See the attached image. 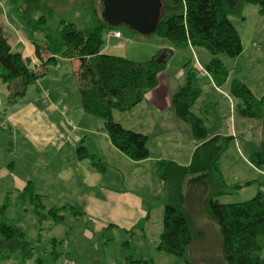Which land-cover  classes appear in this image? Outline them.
Here are the masks:
<instances>
[{
	"label": "trees",
	"instance_id": "1",
	"mask_svg": "<svg viewBox=\"0 0 264 264\" xmlns=\"http://www.w3.org/2000/svg\"><path fill=\"white\" fill-rule=\"evenodd\" d=\"M88 1L92 15L89 27L61 19L54 28L50 21L55 16V8L49 0H10L12 9L20 14L28 31L31 34L42 31L44 40L33 39L40 63L32 67L29 57L12 49L5 26L0 23V82L10 89L14 101L26 93L28 85L44 78L60 58L77 60L76 83L83 111L103 120L114 147L132 161H144L150 156L148 135L124 127L114 119L113 112L131 110L142 102L158 85L159 75L167 68V63L154 58L139 62L103 52L106 34L116 31L123 37L122 32L104 19L102 0ZM159 1L160 18L155 32L158 31L176 48L192 46L209 51L213 57L204 67L206 74L200 77L209 75L216 86L222 87L228 81L229 71L217 54L236 57L244 49L240 31L230 17L235 15L245 19L243 9L247 4L258 6L259 14L264 16V0ZM191 65L187 67L185 84L172 95L171 103L176 117L190 124L196 147L189 165H181L172 159H159L154 164L156 178L163 185L165 194L158 249L187 262L190 258L192 261L189 255L198 235L197 229H200L201 238L205 222L210 221L218 226L219 231L221 260L217 264H264V179L233 184L225 181L220 159L236 135L211 134L207 107L200 115L193 112L202 88L198 84L199 75ZM230 93L237 102L240 116L259 121V126H255L259 148L249 154L246 163L263 174L264 95L256 98L240 81L231 84ZM71 121L75 126L73 129L77 130L75 121L72 118ZM76 151L78 158H91L99 170L105 171L104 163L84 144L80 143ZM256 181L260 188L253 198L235 203L219 201V196ZM20 197L24 201L29 199L40 218H51L55 224L64 222L66 211L82 214V210L73 206L54 207L47 213L42 212L45 208L43 195L36 191L32 181L27 182ZM5 209L6 206L0 208V255L10 257V253L3 249L8 246L25 263L33 257V243L26 240L19 225L9 222ZM52 253L58 255L55 250ZM32 264L44 262L38 258Z\"/></svg>",
	"mask_w": 264,
	"mask_h": 264
},
{
	"label": "rangeland",
	"instance_id": "2",
	"mask_svg": "<svg viewBox=\"0 0 264 264\" xmlns=\"http://www.w3.org/2000/svg\"><path fill=\"white\" fill-rule=\"evenodd\" d=\"M49 3L55 8V16L50 21V25L54 28L59 25L61 19L74 22L78 25H84L86 27H89L92 23L91 8L88 0H54V2L49 0ZM247 5L251 8H258V6L254 4ZM8 7L3 8L5 13L10 12ZM243 16H246L245 19H243V21L245 20L244 23L240 21V17L238 16L231 15L230 17L231 21L240 28L239 30L242 33L244 46L243 52L236 57H231L225 53L217 54L218 59H221L224 62L229 71L228 81L222 88L228 90L230 93L231 84L234 81H240L249 87L256 98H261L264 95V16L258 15L256 11L255 13L245 12L244 9ZM118 29L121 30L122 35L126 40H122L121 46L110 49L107 52L109 54L121 55L142 62L153 59L158 55L160 50L157 48L159 47L158 45L171 43L169 40L162 37L158 31L150 35H142L136 33L137 31L135 32V30L127 25H119ZM21 32L26 39H32L33 46V39H36L38 42L44 40V33L42 31L31 34L27 30V27L24 26L21 28ZM110 35L116 36L111 32ZM120 38L122 37L120 36ZM199 50L207 52L213 57V55L206 49L202 47L195 48V51ZM188 52L190 54L191 51L183 48L176 49V53L174 57L172 56L170 61L171 73L179 82L178 85H184L185 81L183 83L182 78L179 80L178 76L180 74L178 73H184V76H186L188 65L193 63L191 68L199 75L198 84L203 89L205 80H208L209 78L206 76L200 77V65L198 63H201L204 66L207 64L206 62H203L200 56L195 55L194 52H191L189 58L185 57L188 55ZM34 54L35 60L29 57L31 59L32 67H36L40 63L36 56L35 47ZM189 60L190 63H188ZM61 63L63 64L62 61L59 62V64ZM78 68V61L75 62V64L66 62L64 64L65 70L63 71V76L54 79L53 71L56 69L54 65L49 69L50 71L44 79L52 80V82L47 83L49 86H52L54 83L52 86L53 92L57 88L67 92H77L75 96L79 98L76 83V71ZM38 81L28 85L26 93L22 96H18L14 101H12L11 96L8 93H4L0 98V208L6 206L5 216L9 222L19 225L25 232L26 240L33 243V257L26 260L25 264H32L38 258H41L44 264H70V262H72V264H217V262H220L221 245L218 236V226L214 224L212 225L210 221L205 222L203 226V228L205 227L204 234L201 238L200 229H197L198 235L189 255V258L190 256L192 257V261L190 258V261L187 262L178 256L158 249L160 235L163 230L162 217L164 213L165 194L163 193L161 196H158V193L152 191L149 183H145L146 189L142 192L149 197V200L147 201V211L149 212L150 217H144L142 220H139L140 223L133 229H129V226L117 223L114 225L108 223L105 227L100 228L101 225L95 223L87 224L88 217L77 216L69 211L65 212L64 222L56 225L52 223L51 219L40 218L34 211V205L29 199L26 198L24 201L20 197L22 193V190L20 189L22 188H18L19 184L17 181L23 182L25 179H28L27 177H31L30 179L35 181L38 190V175L41 179H44L48 174V172H45L42 169V166H44L43 160L46 156L54 152L51 149H54L55 146L51 145V149H48L43 154L38 153V151L30 146V144L27 145L26 139L32 142L29 137L24 135L26 139H22L19 135H16L15 138H13L12 134L14 131L6 128L5 125L7 124L3 122L5 120V115L3 114H6L4 112H6L8 108L12 109L13 106L23 103L27 97L29 98L31 96L32 92H40L44 89V86H41ZM208 81H210V79ZM1 89L2 92H7V89L8 92H10V89L4 83H2ZM203 92H210V90L205 89ZM75 96L72 98L70 94L67 97V100L69 101L71 98L74 99ZM207 104L208 101L204 103V106L206 107ZM204 106H202V110L205 108ZM64 108L67 109V107ZM221 108L220 105L217 109L218 113ZM201 109L199 101V107L197 109L193 108V112L200 115ZM209 109L211 110V108ZM237 116H239V113H237ZM91 118L103 123V120L98 117L94 118L90 116L87 120H93ZM240 122L242 123V121L238 119L237 126H239L242 131L239 136L242 147L247 149V146L249 145L252 147L251 151L254 149L257 150L259 148V140L256 136L257 131L255 127L253 126L249 132L250 126L248 125L246 128H242L239 125ZM76 123L80 126L78 122H75V124ZM69 126L72 129L75 127L74 124H72L71 119H69ZM84 134L87 135L84 132L82 133L81 138ZM243 134L247 135L243 136ZM88 137L95 138V140L92 141L91 138H88L87 144L84 143L85 146L87 145V149L91 152L100 149L99 146L102 148L104 147L103 142L97 144V134L90 133ZM14 140L17 143L11 145L10 142ZM93 142H95V144H93ZM9 149H12L11 153L8 152ZM244 151L247 152L246 150ZM62 153V155L68 153L67 146L62 150ZM237 157L238 151L236 149L234 150L233 147H230L221 157L222 160L224 159V170H226L224 179L228 184H233L236 181H245V179H264V173L262 174L260 169L258 170L251 164L245 163L242 159H240L238 164H235ZM14 162L16 164V170L13 171L12 165ZM79 169L82 170L81 167ZM261 169L264 170V166L261 167ZM107 173L109 177L108 181L113 185L112 187L116 189H131L136 191L140 187V180H135L134 177L126 176L123 181L121 180L119 173L113 168H107ZM151 174V180L154 183L155 175L154 173ZM77 182H79V176L74 177V183ZM82 188L81 185V189ZM259 188L260 185L256 181L240 188L239 190H234L228 194L221 195L218 198L219 201L223 203L243 202L253 198ZM43 201L45 204V199ZM48 209L49 208H44L42 212L47 213ZM89 218L103 221L102 217L95 211L90 214ZM54 238H56V241ZM3 249L8 251L6 253H10V257L16 254V251L12 252L8 246ZM53 250L58 252V257L52 253ZM10 257L3 258L1 254L0 264H14L16 260ZM140 259L142 260L137 262ZM17 262L21 263L19 260H17Z\"/></svg>",
	"mask_w": 264,
	"mask_h": 264
},
{
	"label": "crops",
	"instance_id": "3",
	"mask_svg": "<svg viewBox=\"0 0 264 264\" xmlns=\"http://www.w3.org/2000/svg\"><path fill=\"white\" fill-rule=\"evenodd\" d=\"M7 7L10 12L5 13L3 8ZM244 10L245 12L254 13L256 11V13L260 15L259 8H251L247 5ZM240 21L244 23L245 20L243 21V19L240 18ZM0 23L5 26L12 49L35 60L32 39H26L23 36L21 28L26 25H24L20 14L12 9L10 0H0ZM237 29L239 30L240 28L237 27ZM240 34L242 36L241 31ZM122 40H126L124 36L119 39L107 33L103 52L106 53L110 49L121 46ZM158 46L157 48L160 49L159 53L163 50L170 51L169 55L167 54V68L159 75L158 85L150 90L144 100L131 110L120 112H118L119 110H115L113 112L114 119L124 127L148 135L149 158L141 162L129 159L124 153L112 145L105 130L104 122H98L93 118H91L93 120H87L90 115L83 112L80 96L79 98L75 96L77 92H67L58 88L53 92L52 86L54 83L52 86H49L47 83L52 82V80H45L42 78L38 81L41 86H44L42 91L32 92L31 96L29 98L27 97L23 103L13 106L12 109L8 108L6 112H4L6 114H3L5 115V120L3 122L7 124L5 127L14 131L12 134L13 138L19 135L20 138L26 139L24 136L26 135L33 142L26 139L27 145L30 144V146L41 154L51 149V145L55 146L54 149H51L54 152L46 156L43 160L44 166H42V169L48 172V174L44 179H41L38 175V190L35 181L30 179L31 177H27L28 179H25L23 182L17 181L19 184L18 188L23 189L28 181H32L36 191L43 195V200L45 199V208L50 209L64 206L77 207V209L82 210V214H78L77 216L88 217L87 224L95 223L101 225L100 228L105 227L108 223L111 225L117 223L129 226V229H133L140 223L139 220H142L144 217H150L147 211V201L149 197L142 192L146 189L145 183H149L152 191L158 193V196L164 193L163 185L157 180L155 175V162L159 159H172L181 165H187L191 162L192 154L196 147V143L192 138L190 124L176 117L171 103L172 95L183 85H178L179 82L175 79L174 75H172L170 68V61L178 48L174 47L172 43ZM183 49L194 52V54L200 56L206 64L207 62L209 63L212 58L207 52H202V50L195 51V48L192 46L184 47ZM190 54L188 52V55L185 57L189 58ZM60 61H62L63 64H59ZM66 62L75 64L77 60L60 58L58 64L55 65L56 69L53 71L54 79L63 76V71L65 70L64 64ZM199 64L205 67L203 64ZM51 67L49 69H51ZM178 74H180L178 76L179 80L182 78L184 83L186 76H184V73ZM206 77H208L210 81H208L209 79L205 80L201 96L194 104L193 108L197 109L200 101L201 109L204 103L208 101L206 107L211 108V110L208 108L207 111L210 133L236 135L231 144V148L233 147L234 150L236 149L238 151L235 164H238L240 159L246 163L249 154L252 152V147L249 145L247 149L242 147L239 137L242 131L240 127L237 126V120L240 119L242 121L243 124L241 122L239 124L242 128H246L249 125V132L253 126H259V121H254L253 119L240 115L237 116V103L229 91L223 89V86H216L209 75H206ZM1 85L2 83L0 82V98L4 93L10 95L8 89L7 92H2ZM205 89L210 90V92H203ZM70 94L72 98L73 96L75 97L68 101L67 97ZM220 105L222 108L218 113L217 109ZM64 107H67V109ZM71 118L75 122H78L81 127L76 123L78 126L77 130H73L69 126V119ZM84 132L87 135L84 134L81 138ZM90 133L97 134V144L103 142L104 147L102 148L99 146L100 149L92 152L89 149L87 150L104 163L106 166L105 171L99 170L94 165L91 158H78L76 151L77 146L80 143L87 144L88 138H91V141L95 140L94 137H88ZM247 134H243V136ZM14 143L17 142L15 140L10 142L11 145ZM93 144H95V142H93ZM65 146L68 147V153L62 155V150ZM8 152L11 153L12 149H9ZM223 160L220 159V168L223 175H226ZM12 166V170H16L15 162ZM80 167L82 170L79 169ZM107 168L115 169L123 181L126 176H131L132 178L134 177L135 180H140L139 189L133 191L131 189H116L112 187L113 185L108 181ZM151 173L155 175L154 183L151 180ZM75 176H79V182L77 183H74ZM246 180L249 179H245V181ZM81 185L83 187L82 189ZM94 211L102 217L103 221L89 218L90 214L94 213ZM69 212L72 213L70 210ZM52 223L55 224L53 220ZM54 239L56 241V238ZM56 254H58V252ZM10 258L16 260L14 264H25L20 260L17 254H14ZM17 260L21 263H18Z\"/></svg>",
	"mask_w": 264,
	"mask_h": 264
},
{
	"label": "water",
	"instance_id": "4",
	"mask_svg": "<svg viewBox=\"0 0 264 264\" xmlns=\"http://www.w3.org/2000/svg\"><path fill=\"white\" fill-rule=\"evenodd\" d=\"M104 19L111 26L127 25L142 35L155 32L161 4L159 0H102ZM170 51L163 50L154 57L158 62L167 63Z\"/></svg>",
	"mask_w": 264,
	"mask_h": 264
},
{
	"label": "built area",
	"instance_id": "5",
	"mask_svg": "<svg viewBox=\"0 0 264 264\" xmlns=\"http://www.w3.org/2000/svg\"><path fill=\"white\" fill-rule=\"evenodd\" d=\"M114 34L116 35V36H118V37H120V33L119 32H116V31H114ZM199 64V63H198ZM200 65V64H199ZM199 68H200V75H204V74H206V70H205V68L203 67V66H199ZM73 124V123H72ZM70 264H72V262H70Z\"/></svg>",
	"mask_w": 264,
	"mask_h": 264
}]
</instances>
